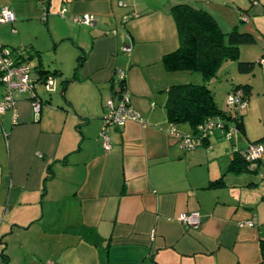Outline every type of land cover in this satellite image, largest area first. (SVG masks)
I'll list each match as a JSON object with an SVG mask.
<instances>
[{
    "label": "crops",
    "instance_id": "crops-1",
    "mask_svg": "<svg viewBox=\"0 0 264 264\" xmlns=\"http://www.w3.org/2000/svg\"><path fill=\"white\" fill-rule=\"evenodd\" d=\"M125 2L0 0L15 17L0 23V48L23 46L32 69L52 73L55 81L52 94L38 81L33 98L13 90L15 107L0 113V264H259L264 148L252 170H237L235 151L264 135L251 139L235 128L230 136L236 130L242 136L221 144L226 131L217 128L193 148L182 147L169 132L166 91L199 78L167 72L160 62L177 44L170 5ZM232 4L223 19L230 29L250 15L248 4ZM250 4L252 15L264 16V0ZM82 14L93 23H77ZM52 19L58 31L50 38L53 55L43 60L41 47L24 35L25 25ZM255 25L264 36V19ZM69 39L81 51L76 67V50L70 58L55 54L56 44ZM250 61H256L251 76L261 75L264 91V44ZM117 70L140 120L110 126L105 139L102 118ZM3 92L0 80V97ZM172 128L180 135L192 131L185 124ZM191 211L199 214L196 226L179 219Z\"/></svg>",
    "mask_w": 264,
    "mask_h": 264
},
{
    "label": "trees",
    "instance_id": "trees-1",
    "mask_svg": "<svg viewBox=\"0 0 264 264\" xmlns=\"http://www.w3.org/2000/svg\"><path fill=\"white\" fill-rule=\"evenodd\" d=\"M167 12L174 25L177 44L172 51L165 53L161 57V64L167 72H197L201 80L168 86L166 99L163 104L167 122L170 126L186 123L192 130L189 135L194 136L196 140L200 139L201 142L202 139L208 138L210 134L204 137L198 136L196 126L210 117L215 118L216 121H220L217 122L221 125L218 131L222 129V131L225 130L227 132L229 128H233L234 130L235 128L242 129L243 123L241 117L243 110L240 111L232 107L233 111H225L219 108L214 102L208 83L204 80L216 77L217 70L222 62L236 59L238 47L242 44L252 43L254 41L253 35L247 31H238L236 27L224 33L208 12L200 8H194L187 3L172 4L169 6ZM244 15V13L241 14L240 21ZM136 16L137 14L135 13L131 17ZM224 37L226 38L225 43L223 41ZM81 61L82 58L79 56L77 60L78 64ZM253 63V61L248 60L237 61L236 68L239 72H251ZM35 72L36 75L44 73L38 74L36 81L41 80V77L45 78L48 75H53L40 69ZM111 88L113 94L112 84ZM236 88L240 89V98L246 102L248 84L234 85L228 91L229 94ZM229 120L232 122V126L230 127L225 123ZM262 139H264V136L253 142H261ZM235 152L238 155V160L241 162L236 167L238 171L243 169L252 170L257 166L259 159L255 161V166L249 169L247 167L248 163L240 155V150ZM259 252V264H264V240L259 241Z\"/></svg>",
    "mask_w": 264,
    "mask_h": 264
},
{
    "label": "rangeland",
    "instance_id": "rangeland-1",
    "mask_svg": "<svg viewBox=\"0 0 264 264\" xmlns=\"http://www.w3.org/2000/svg\"><path fill=\"white\" fill-rule=\"evenodd\" d=\"M123 3L127 0H121ZM131 3H137L141 4L146 0H130ZM153 1H159L160 5L162 7H167L169 5L175 4V3H187L193 6L194 8H200L208 12L214 20H219L220 26H218L222 32L226 33L230 28L224 27V23H226L224 17H228L229 12L234 10V6L232 3H237L238 5H241L244 7L245 5L249 7L247 8V11L249 12L248 21L246 22H239L237 19L238 31H251L253 33L254 41L250 44L241 45L238 48V56L236 59L233 60H227L221 63L219 66L216 77L209 78L207 80H204L208 83V86L212 92V96L214 99V102L216 105L225 111H233L232 106L227 105V96L229 95L230 89L234 85L242 84L246 82L248 84V93H247V99L246 103L243 108V115L241 117L242 123H243V130L246 133L247 136H249L251 139L258 135H264V91L263 88H260L261 84V75L255 74L253 75L258 68L256 61H254V68L253 71L250 72H239L236 68L237 61H242L243 59L255 60L257 57L260 56L261 52L263 51V44H264V36L260 32H255L253 29H255L257 26L255 25L256 20L258 19H264L263 15H252L253 14V7L256 5V3H252L254 6H252L251 0H153ZM56 0H51V3L54 4ZM250 2V3H249ZM126 3V2H125ZM258 5H260V2H258ZM231 8H230V7ZM125 7V6H124ZM244 8V9H245ZM57 10V9H56ZM262 11H264V7L262 8ZM54 13L55 19L59 21V17ZM255 21V22H254ZM216 22V21H215ZM217 23V22H216ZM228 23V21H227ZM41 24V25H40ZM53 24H57L54 19L50 21V23H37V22H28L25 25V36L28 35V37H32L35 43L39 45L41 48V58L43 60H50L52 59V50L51 45L52 42L50 40L51 34L53 33V36L57 34V25L56 27H53ZM218 25V24H217ZM233 25V24H232ZM245 27V28H244ZM249 27V28H248ZM52 28H55L53 32L51 31ZM224 43L226 42V38H223ZM56 57H62V58H70L72 57V50H76V55L73 57L74 59V67H76V58L78 55H80L81 51H78V47L75 46V44L72 43V40H66L64 42H59L56 44ZM8 48V47H6ZM46 49V51L44 50ZM195 74V75H193ZM198 76L200 80V75L197 72H192L191 77L194 78V76ZM246 76H248V80H246ZM44 79H41L38 81L39 85L42 88V91L45 93H51L54 90V83L51 90H46L43 84ZM201 81V80H200ZM194 82V81H193ZM187 125L186 123H183ZM232 122L229 120V127L231 126ZM238 129V128H237ZM243 132L240 130H236L234 134H232L229 138L226 136H223L224 139H222L219 143L223 142H229L230 139L237 138L238 136H242ZM233 137V138H232ZM262 142V141H261ZM264 144V139L263 142ZM262 155V154H261ZM261 157V156H260ZM260 159V158H259ZM261 173L264 178V155L261 157ZM264 182V181H263ZM264 185V183H259V186Z\"/></svg>",
    "mask_w": 264,
    "mask_h": 264
},
{
    "label": "built area",
    "instance_id": "built-area-1",
    "mask_svg": "<svg viewBox=\"0 0 264 264\" xmlns=\"http://www.w3.org/2000/svg\"><path fill=\"white\" fill-rule=\"evenodd\" d=\"M63 12L64 9L61 8L59 15H63ZM14 19L15 17L12 11L7 6L0 7V23L12 22ZM75 20L77 23L83 25H91L93 23L92 16L88 14H82L75 18ZM125 50L128 51L129 47ZM13 51L15 52V58L11 57ZM13 51L6 47L0 48V80L4 85V92L0 97V113L8 108L15 107V100L11 94L13 90L29 92V97H34L33 85L37 78L36 72L28 63L23 46H19ZM123 78V74L117 70L114 74L112 83L114 92L105 102L106 111L102 118L104 124L101 131L105 139L110 126L120 127L128 120H140L139 115L130 106L129 94L123 86ZM43 84L46 90H51L53 87L52 77L50 75L46 76ZM245 103L246 102L240 98L239 88L234 89V91L227 96V104L237 110L242 111ZM31 106L32 110L36 113L38 111V102L33 100ZM217 122L220 121H216L215 118L210 117L198 124L196 126L197 135L204 137L207 134H211L215 129L221 127ZM170 127L169 132L179 137L182 147L189 149L195 145L196 139L194 136L189 134L180 135L173 130L172 126ZM233 131V128H229L225 136L229 138ZM106 148H108V146ZM263 148L264 144L262 142H251L248 143L244 149L240 150V155L248 163L247 167L249 169L255 166V161L260 158ZM179 219L187 226H196L199 222V214L196 211H191L181 214Z\"/></svg>",
    "mask_w": 264,
    "mask_h": 264
}]
</instances>
